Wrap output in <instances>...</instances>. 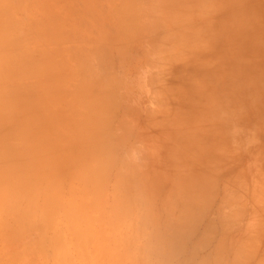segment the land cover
I'll list each match as a JSON object with an SVG mask.
<instances>
[{
    "label": "rangeland",
    "instance_id": "obj_1",
    "mask_svg": "<svg viewBox=\"0 0 264 264\" xmlns=\"http://www.w3.org/2000/svg\"><path fill=\"white\" fill-rule=\"evenodd\" d=\"M16 1L14 0L15 4H19L20 1L24 2V0ZM199 1L201 5H203L204 0H147V2L145 0H138V3L137 0H28V8L22 11H16V21H18L19 24L14 32L16 34H18V32L20 34L30 33L34 36L31 38L32 40L28 46L31 53L28 54V56L29 58L31 57L35 63L42 62L44 64V67L47 69V74L43 77L49 76L48 86L53 88L54 85L55 90H59L57 94H54L59 99L57 98V104L53 106L55 110L53 118L59 115V120L53 121L49 116L52 104L49 99H43L46 105L41 107L36 106V108L43 117L42 124L44 126H42L41 129H48L50 131V136L55 138L54 140L56 143L54 147L48 146L49 148L44 150L46 151L45 154L47 156L56 155L54 161L60 160V156H62L63 159L61 158V160L64 161L62 162L63 169H65V172L68 174H66V178L70 179L69 183L64 184L63 188H65L66 185L68 186L63 189L61 195L62 201L65 199L67 200L66 196L71 194L73 197L72 200L79 210L82 211L89 205L87 199L89 189L84 190V188H82V183H80V180L82 181L81 170L86 166L81 157H78L79 150L75 147L77 137H74V130H72V127L80 123L83 119L84 109L79 104L82 100L81 98H86V92L91 90L93 93H91L92 95L98 92V88H96V92L95 90L93 91V87L88 89L89 84L94 83L95 85H100V89L98 90H100L99 93L102 94V92H104L102 89H105L106 84L111 81L113 85L114 82H116V84H118V90L115 88V94L116 91L117 94L114 97H112L113 95L110 97L114 100L117 99L118 102L115 101L117 104L113 102V104H116L115 106L110 103L111 101L109 102L111 104H109L110 106L108 105L110 107L109 111L112 107L115 108H113L114 111L111 110L113 112H111L112 115L110 114V117H108V121L106 120L107 123L105 121V130H108V133H111L112 135H110L112 137H116V135H114L116 133L115 128H119V125H121L119 121L122 118L123 121L121 120L120 122H123L125 125L122 128H125L124 130L129 132L127 135L125 134V138L123 137L125 148L123 142H118V145H116L113 144V142L117 141L111 138V142L113 141L111 152L114 153L113 155L115 156L113 157H115L114 159L116 160L112 161V164L107 166V170L112 167L108 171L109 173L111 172V177L106 179L102 191L99 193L101 195L100 198L103 196V200H105L104 202L102 201L103 203H101V205H105L106 207L110 203L108 201H111L109 191L112 189V186L114 187L112 176H114L121 167L119 164V159L122 157L121 155H126L124 152L128 151L125 150L130 149L128 154H131L130 156L133 157L137 155L134 158L138 159V149L139 151L143 150V153L147 156V160H143H146L145 162L148 164L145 165V162H142L143 160L140 161V159H142L141 155L143 154L140 155L142 152L140 151L138 160L140 163H144L145 167L140 171L141 175L139 174V177L144 175L145 179L144 176L142 179L147 181L146 179H148V177L146 178V176L148 174L150 180L152 179L155 181L156 178L160 180V182H158L160 185H155V187L157 186L158 188L157 191H160L158 193H156L157 191L154 193L151 192L152 194L150 195L153 197L149 195V198L148 196L146 197L148 201L151 200V198L153 199L150 202V205L152 204L151 210H160L162 203L161 199L166 197V192L171 187L169 186L171 185V178L177 175V173L182 175V170L187 171V176L191 182L196 179L199 183V181L204 179V181L207 180V182H203L205 184L209 182L207 186H211V191H208V188H206L207 186L203 185L208 192H211L210 194H212V196L208 197L209 203L208 200H206L207 196L204 197V202L202 199H198L200 200L199 203L203 202V204H205V210L202 211L201 215L199 214L198 223L196 222L197 225H195L196 228L198 227L199 229L193 230L194 234L191 233L188 235V239H190L188 241L190 243H195L198 239L203 240V237L207 233L203 235L202 238L201 236H197L207 232V230H205L206 227L209 231L210 226H212L210 229V231H212V238L209 235L211 240L208 238V241H201V243L198 241L200 243L198 244L202 248L197 249L196 246L195 250L197 249V251L192 254V257L195 255V258L198 257L196 259L197 262L198 259L205 257V253L208 252L207 254H209L213 251L212 247H216L214 244H217V240L219 239L218 242H221V246H226L219 251L218 256H222L226 264H231V259H233L232 256H234L231 252H235V247H239L237 245L240 244L239 241L242 239L241 241L244 245H240L243 247V249L241 248L244 251H242V253L245 258L246 256L250 257V260L246 259L247 261L245 260L242 263L259 264L263 263L260 261L264 259V190L262 188L264 187V185H262L264 184V175L262 178L260 177L262 176L261 174L264 173V0H207L201 7L203 11L199 10ZM137 4H139V6H137ZM151 5L153 6L151 7ZM135 6L139 11L135 10ZM149 6L151 7L150 9L147 8ZM155 6L156 8L154 9L157 12L155 11L154 13L157 14V16L152 12V8ZM143 7H145V9ZM140 9L141 11L149 9L147 11L149 16L145 15L144 19V12L141 13ZM6 10L13 11L11 6H8ZM134 11L137 12L135 17ZM13 12L15 13V11ZM138 13L143 14H140L143 19L139 17V15L137 16ZM202 13L204 14L202 15ZM152 15H154V17H152ZM131 18V23L134 20L133 18H135V20L138 19V22H140V20L142 22L143 20L142 24L146 20L145 23L147 26V22L149 23V27H147L148 30L149 28L151 29L152 26L150 25L152 22L151 18H154L156 19L153 25L155 28L151 29L153 30L151 31L152 33H150V31H147L149 32L147 33L143 29V25L140 26L139 23V26L142 28L141 30H143L139 33L137 21L134 23V20L132 24L128 22ZM35 23L39 24V33L36 36L35 29L32 25ZM162 25L165 26L164 29L161 28ZM132 26L138 28L134 30V32L138 31L137 33L131 34L132 31L127 32L128 29L133 28ZM159 27L160 29L158 30ZM208 31L212 32V37L206 34ZM153 34L155 36H152V38L151 35ZM163 34V38L167 39L166 41L162 38L164 45L160 43L161 40L157 37V35L161 37ZM165 34L169 38H166ZM204 35H207V38H205ZM40 38L41 41L39 42L38 40H40ZM155 41H157V44L160 46H163L159 48L156 47L157 45L154 46L153 44H156ZM146 43L148 45H146ZM148 46H150L149 52L146 50V53L144 50L148 49ZM151 48L154 49L151 55L154 54V56L150 55ZM44 49L51 53V59L48 55L44 57L41 55ZM159 51L160 53L163 52L160 56L156 54L157 52L159 53ZM91 58H94L93 60L96 64H94V61L92 62ZM148 58H150V61ZM83 59L86 60V63ZM160 59L161 61L158 63ZM162 59L166 60L162 61ZM147 62H152L154 68H151L153 70L149 69V64ZM161 62H163V64ZM93 64L97 67L93 66ZM100 67L105 71L104 73L101 72ZM159 67L161 69L160 71H162L160 76H158ZM8 68L13 71V68L10 66ZM86 68L87 70L95 68L93 72H97L94 74L92 70H90L92 73L88 72L91 74V76H89L87 71H83ZM155 70H158L157 73ZM148 71L151 72L147 74ZM100 72L102 75L99 74ZM50 73L52 74L48 75ZM107 73L110 74V76H106ZM103 77L105 79L107 77L112 79L113 77V79L111 80L109 78L108 80L107 78L106 80L109 82H105ZM156 77H159L160 80L159 78L155 80ZM94 78L96 79L94 80ZM98 78H100V81H98ZM27 80L29 81V79ZM145 81L147 84L149 82L148 85H150V87H148L147 84L145 86ZM20 82L24 83L25 81L21 79ZM98 82L101 84H97ZM158 83L160 84L159 86ZM7 84L8 87L11 88V81L8 79ZM103 86L104 88H102ZM106 94L109 95V93ZM97 96L100 95L98 94ZM75 97L77 98L75 99ZM107 98L109 101L110 98ZM149 99L152 100V102H149ZM75 100H78L77 103ZM134 104L138 107L136 108ZM145 108L148 113L145 112ZM74 109L78 110V116L75 114ZM113 114H115L114 117ZM125 118L130 120H124ZM129 122L133 124L130 123V125ZM127 125L131 127L129 128ZM126 126L128 127L127 129ZM119 130L117 129L116 134L120 132ZM125 131H123V133H125ZM132 141L135 142L132 143ZM9 142L17 143L15 146L17 151L27 148L23 140L15 141L12 139V136ZM0 143H5L3 134H0ZM135 143L139 146H136L137 144ZM133 144H135L134 147ZM121 145H123V147H121ZM142 148H144L145 151ZM55 151L57 154H55ZM64 153L67 154V159H64ZM144 156L145 155H143V157ZM2 160L4 162V157ZM18 166L22 165L18 164ZM212 167L215 168L213 169ZM255 168H257V170ZM71 172L73 173L71 174ZM151 175L154 176L152 177ZM149 179L147 184H144L146 190L148 189V185L154 182H150ZM199 184L201 185V182ZM236 184L237 186H235ZM242 185H246V188ZM212 187L215 192L212 191ZM223 187H225V189ZM239 187H241V189ZM235 190L238 192H235ZM255 190L259 197L256 195ZM198 191L200 192L202 189ZM145 193L147 195V192ZM227 193L230 195L233 194V196L230 198V195L228 196ZM238 193L241 194L238 195ZM154 194H158L156 198H154ZM241 195L243 197L239 199ZM142 198L144 200L140 199L141 201L143 200L144 203H141V205L146 203L144 195ZM233 198H238L239 200L236 199L237 201L235 200V202H233ZM221 200L224 202L226 201L225 205L228 206V209ZM227 200L228 202L232 201L231 204L228 203ZM243 201H245L244 204ZM205 202H207V205ZM64 203L65 201L61 204ZM148 203L149 202H147V204ZM232 203L237 207H234ZM259 203L262 205L260 206ZM223 206L226 210L222 208ZM230 207H234L235 211L231 210ZM239 210L243 212L240 211L239 214V212H237ZM226 211L228 212L226 213ZM62 213L63 210L59 209L57 216L58 214L61 215L58 216L57 220L60 219V216H63ZM89 213L92 214L91 210H88L86 214ZM254 213L259 216V218H253L257 219L256 221L252 219L255 215ZM209 214L212 215V217H210ZM228 214L230 218L232 217L237 220L238 224L233 223L234 226L232 225L234 229L230 227V230H226L229 224L226 225L225 223H221L224 220L223 218H227L229 221V218L226 217ZM92 216L96 219L98 215ZM99 217L100 216H98L97 219H99ZM247 217L251 218V221L249 218L250 223ZM62 218L64 219V217H61V221L57 222V225L61 226L60 228H63ZM252 220L254 222H252ZM220 224L222 227L225 224L224 227L226 226L227 228L221 230L222 227ZM245 225H247V227H244ZM251 226L253 228H250ZM257 228L258 231L255 232ZM226 231L229 232L227 233ZM243 231L245 232L243 233ZM248 232L250 234H247ZM240 235L244 237H240ZM25 236L26 238L29 236L35 237L36 234L31 233V235H28L27 233ZM221 236H225L226 238H224L226 240L224 238L222 239ZM245 237H247L246 241L243 240ZM1 239L0 264H60L53 260L43 261L38 259L30 263H28L29 261L27 260L13 262L11 258L15 256L16 250L20 249L19 245L22 241L19 243V240L13 242L6 241L7 244ZM61 239L66 240L65 238ZM195 239L197 240L195 241ZM144 241L145 236L137 243L140 245V243L142 244ZM206 242L209 244L206 245ZM252 245H254L252 249L247 251V248H251ZM17 246L19 247L16 248ZM68 248L72 254L77 252L85 253L86 255V258L81 259H78V256V258H75L76 255H72L73 259H71V261L69 260L70 264H112L111 261L104 258L91 259L97 256V252L103 253L102 249L99 248H97L96 252L94 250L95 246L91 243H83L77 246L75 245V240L71 239ZM186 248H184L185 251L184 254L181 255V258L185 256V254L189 256L190 250L188 249L191 247ZM251 250L253 251L251 252ZM237 251H239L238 248ZM261 252L263 255L260 254ZM199 255L204 257L201 258ZM229 257L230 259H228ZM258 257L259 260L261 259L260 261L257 260ZM195 258L188 264H195ZM69 263L67 262L65 264ZM171 263L174 264L173 261H171L170 264Z\"/></svg>",
    "mask_w": 264,
    "mask_h": 264
},
{
    "label": "bare ground",
    "instance_id": "obj_2",
    "mask_svg": "<svg viewBox=\"0 0 264 264\" xmlns=\"http://www.w3.org/2000/svg\"><path fill=\"white\" fill-rule=\"evenodd\" d=\"M145 1L147 2V0H145ZM206 2H207V0H204L203 5ZM137 3H138V0H137ZM143 3H145V2H143ZM157 3H158V1H157ZM28 5H29L28 0H24V2L20 1L19 4H15L14 0H0V134H3L4 139H5V143H3V144L0 143V145H1V147H0V160H2L4 157V162H3V160L0 161V239L2 238L1 240L2 241L4 240V243H7L9 241L13 242L15 240L16 241L19 240L18 243L20 241H22L21 244L19 245L20 249L19 250L17 249L15 256L13 258H11V259H13L12 261L17 262L19 260H25V261L27 260V261H29L28 263H30L31 261L33 262V261L38 259V260H43V261L53 260V261H56L60 264L61 263L65 264L67 262L69 263V260L71 261V259H73L72 255H76L75 258L79 257L78 259L86 258L85 253H77V252L74 254L71 253L70 249L68 248V245L71 243V239H74L75 245H77V246H80V244H83V243H85V244L91 243L95 246L94 250L96 252H97V248L102 249L103 253L97 252V256L92 257L91 259L104 258V259L111 261L112 264H168V263L170 264L171 261H173L174 264H188L196 256L195 255L192 257V254H194L195 251H197V249L202 248L199 245L201 243V241H203V242L208 241V238H209V240H211V238H212V236H211L212 231H210L212 226H210V228L208 227L209 231L206 227L205 230H207V232L201 233L202 235L200 234L197 236V237L201 236V238H202V236L207 233L203 237V240H199L197 238L200 243L198 241H196L197 239H195V241H196L195 243L194 242L190 243L188 241V240H190V239H188L189 238L188 235L193 233V230H196L198 228V227L196 228L195 225H197V223H198L197 220H198L199 214L201 215L202 211L205 210L204 209L205 204H203V202L205 201L204 197L207 196L206 200H208V197L212 196V194H210L211 192H208V191H211L210 190L211 186L210 185H209L210 187L207 186L209 184V182L207 184H205L207 182L206 179H205L206 181H204V179L199 181V183L201 182V185L198 183V181L196 179L193 182H191L187 176L188 175L187 171L182 170L181 171L182 175L180 173H177V175H175L174 177L171 178V180H170L171 185H169L171 187L166 192L167 193L165 195L166 197H164V199H161L162 203L160 201V203H161L160 210H155V209H153V207H152L153 210H151L152 204L150 205V202L153 199L151 198V200L148 201V199L146 197L148 195L151 196L150 195V194H152L151 192L154 193L155 191H157V189H158L157 186L160 185L158 182H160V180H157V178L156 179L154 178L155 181L152 179H151L152 180L151 181L149 179L150 176L147 174L146 178L148 177L150 182L154 181L155 183H158V184H155L153 182L154 184L151 183V185H148V189L146 190V188H145L146 186L144 187V184L145 185L147 184L148 179H146L147 181H145L144 180L145 176L142 175L139 177V174L141 175L140 171H142L143 167H145V165L148 164L145 162L147 160L146 159L147 156H146V154L143 153V150H140V151H142L140 153L139 149L137 148L138 149V159L142 153H143L141 155L142 159H140V161L143 159H146V160L142 161V162H145V165H144V163H142V162L140 163V161L137 158L136 159L134 158L137 155H135L134 157L130 156L131 154H128L130 149L129 150L126 149L125 151H128V152H124V153H126V155H124V156L121 155L122 157H120V159H119L120 163L118 162L121 167L114 174V176H112V178H113L112 181L114 183V187L112 186V189L109 191L110 192L109 194L111 195V197H110L111 201H108L110 203L106 207H105V205H101V203H103L105 200H103V196L100 198L101 195L99 193L102 191V187H103L106 179H109L111 177V172L109 173L108 171L112 167H110V168L108 167L109 169L107 170V166L111 165L112 161L116 160V159H114L115 157H113V156H115V155H113L114 153L111 152V145H113V144L118 145L117 144L118 142L119 143L123 142V145L125 148V142L123 141V139L126 137V135L129 132L127 130L125 131L124 130L125 128H122L123 126H125L123 122H120L122 120V118L120 119V121L118 120L119 123L121 124V125H119L120 130H119V128H115L116 133H117V129L120 131V132H118V134H116V133L114 134V135H116V137H112L111 136L112 134L108 133V130L107 131L105 130V125H106L105 121L108 119V117H110V114L112 115L111 112L114 111L113 108H115V107H112V106L113 105L115 106L117 104L115 102V101H117V99L114 100L112 97L116 96V94H117V91L115 94V88L116 89L118 88L117 87L118 84H116V82H114V84L112 85L111 81L109 82L106 80L107 78L109 80L110 77H107L106 79L103 77V80L105 82L107 81L109 83L105 85V89H102V91H104V92H102V94H100L99 93L100 90H98V89H100V85L98 86V85H95L94 83L89 84L88 89H91L93 87L94 88L93 91L95 90V92H96V88H98L97 89L98 92L94 93L95 95H92L93 93L91 90L89 92H86V98H81L82 100L79 104L84 109L83 119L80 123H77L74 127H72V130H74V137H77V141H75L76 142L75 147H77V149L79 150L78 157H81L83 163H85V166H86L83 170H81L82 171V181L80 180V183H82V188H84V190L89 189V193L87 194L88 195L87 199H88L89 205L87 208L83 209L82 211L79 210L76 207L77 205H75V203L73 202V200H72L73 197L71 194L66 196L67 200L64 198L65 200H63V201H65V203L61 204L63 202L61 200V195H62L63 189H65L66 186H68V185H66L65 188H63L64 184L69 183L70 179L66 178L67 172H65L66 170L63 169L62 162H64V161L61 160V158L63 159V157L60 156L61 157L60 160L56 159L57 161H54L56 158L55 154H57L58 151L56 150L57 152L56 151H55L56 153L54 152L55 154H53V155H55V156H47L45 154L46 151H44V150L46 148H49L48 146L54 147L56 145V143L54 140L55 138L50 136V131L48 129H45V128L41 129V127L44 126L42 124L43 123V117L37 111V108H36V106L41 107V106L46 105V103L43 101V99H49L50 102H52L51 107H50L49 116L52 118L53 121L59 120L60 119L59 115H57L56 118H53V114L55 113L53 106L56 105L57 104L56 102L58 101L57 100L58 97H56L54 94H57L59 92V90H55L54 85H53V88H50L48 86L49 85V82H48L49 76L43 77L44 75L47 74V69L44 67V64L42 62L35 63L34 60L31 57L29 58V56H28V54H31L30 48L28 46H29L30 41L32 40L31 38L34 36L30 33L20 34L18 32V34H19L18 35L14 32L16 30L17 25L19 24L18 21H16V16H15L16 11L17 10L22 11V10L26 9V8H28ZM131 5H130V9H131ZM142 5H144V4H142ZM199 5H200L199 10H202L201 7L203 5H201L200 1H199ZM8 6H11L12 10L15 11V13L11 10L10 11L6 10V8ZM137 6H139V4H137ZM152 6L153 5H151V7ZM145 7H143V8L145 9ZM151 7L149 6L147 8L150 9ZM154 8H156V6L152 8L153 13L156 11ZM135 10L139 11V9H137V7ZM148 10H145L146 11L145 12V11H141V9H140L141 13L144 12V15L140 13L141 15L144 16V19H145V15H148V12H147ZM193 12H195V11H193ZM131 13H133V12H131ZM136 13L137 12H135L134 17L136 16ZM140 14L138 13L137 16L139 15V17H141ZM150 14H151V12H150ZM203 14L204 13H202V15ZM129 15H130V13H129ZM155 15L157 16V14H155ZM131 17H132V15H131ZM152 17H154V15H152ZM126 18H127V15H126ZM141 18L143 19V17H141ZM133 19L135 20V18H133ZM130 20H132V18L129 19L128 22H130ZM134 20H133V22H134ZM137 20H135L134 23H136ZM155 20L156 19L151 18V21H152L150 24V25H152L151 29L155 28V27H153ZM142 22H143V20H142ZM142 22H141V20H140V22L137 21V26H139V23H140V26L143 25L142 27L145 30V32L150 31V33H152L151 31H153V30H151L150 28L148 30V28H147V27H149V23L147 22V24H148V26H147L145 23L146 20L143 24H142ZM162 22H163V20H162ZM32 25L35 29V36H36L39 33V29H38L39 24L35 23ZM140 26L138 27L139 29L137 27L134 28L135 26L134 27L132 26L133 30L128 29L127 32L132 31L131 34H133V33H137L138 31H140L139 33H141L143 30H141L142 28ZM144 26H145V28H144ZM125 27L128 28L127 26H125ZM164 27L165 26L162 25L161 28L164 29ZM135 29H138V31L134 32ZM159 29H160V27L158 28V30ZM208 32L206 34H209L211 36L212 32H210V31H208ZM147 33H149V32H147ZM135 36H138V35H135ZM152 36H155V35L153 34V35H151V37ZM159 36L157 35L158 39L161 40L160 43L164 45V43L162 41L163 39H165V38H163L164 34L161 35V37H159ZM166 38H169V37L166 35ZM205 38H207V35L205 36ZM205 38H202V39H205ZM165 40L167 41V39H165ZM205 40H207V39H205ZM38 41L40 42L41 38ZM34 42H35V40H34ZM205 42H207V41H205ZM147 43H146V45H148ZM155 43L156 44H153V45L154 46L157 45L156 47H158V48L163 46V45L160 46L159 44H157V41H155ZM149 47L150 46H148V49H145L144 52H146V50L148 51ZM153 48L150 49L151 50L150 55L154 51ZM159 53H160V51H159ZM159 53L157 52L156 54H158L160 56L163 52L160 54ZM41 55H43V57L48 55L50 59L52 58L51 53L47 52L45 49H44V52H41ZM143 55H144V53H143ZM150 55H148V56L149 57L154 56V54H152L151 56ZM91 59L93 62L94 58H91ZM148 59L150 61V58H148ZM165 60L162 59V61H165ZM83 61L86 63L85 59H83ZM95 61H96V57H95ZM95 61H94V64H96ZM158 61H159L158 63H160L161 59ZM91 63H90V65H91ZM147 63L149 64L148 65L149 69L154 68L152 66V62L151 63L147 62ZM161 63L163 64V62H161ZM94 64H93V66H96ZM102 64H103V62H102ZM9 66L11 68H13V71H11L8 68ZM88 67H90V66H88ZM91 68H92V66H91ZM79 69H81V68H79ZM94 69H90V70H92V72H93ZM96 69H98V68H96ZM100 69H101L102 73L105 72L104 70H102L101 67H100ZM158 69H159V73H158L159 75L158 76H160L162 71H160L161 70L160 67ZM90 70L89 69L87 70V68H86L83 71H87V73L88 72L92 73ZM108 70H109V68H108ZM157 71H156V73H157ZM96 72H93V73L95 74ZM101 72L99 73L100 75H102ZM150 72L148 71L147 74ZM90 73H88L89 76H91ZM108 73L106 74V76H108V75L110 76V74H108ZM3 74H4V76H3ZM51 74L52 73H50L48 75H51ZM154 77H155V75H154ZM156 78H155V80H158L159 77H156ZM7 79L11 81V84H10L11 88L8 87ZM21 79H23L25 82L24 83L20 82ZM27 79H29L30 82ZM95 79L96 78H94V80ZM112 79H113V77H112ZM159 80H160V78H159ZM98 81H100V78H98ZM101 82H102V80H101ZM97 84H101V83L98 82ZM146 84L147 83L145 81V86H146ZM148 84H149V82H148ZM151 85H152V83H151ZM159 85L160 84L158 83V86ZM41 86H43V87H41ZM148 87H150V85H148ZM102 88H104V86ZM148 90H149V88H148ZM97 93L100 96H97L98 95ZM106 93H109V95H107ZM150 93H151V91H150ZM103 94H106V95H103ZM106 96L110 98L109 101H108V98ZM110 96H112V97H110ZM157 97L159 98L158 95H157ZM76 98L77 97H75V99ZM234 98H235V96H234ZM240 100H241V98H240ZM75 101L77 103L78 100H75ZM109 102L111 104H113V102L116 103V104H113L111 106L112 109H110V111H109V108H110L109 106L111 104ZM149 102H152V100H150ZM153 103L156 105V103L154 101H153ZM34 104H35V106H34ZM128 104H129V102H128ZM131 106H133V105H131ZM137 107L138 106H136V108ZM74 110H75V114H77V116H78L79 115L78 110H76V109H74ZM107 110L109 111V115H108ZM111 110H113V111H111ZM129 110H130V108H129ZM123 111L125 112L124 109H123ZM140 111H141V109H140ZM237 111H239V110H237ZM145 112L148 113L147 109ZM114 116H115V114H113V117ZM127 116H125V117H127ZM147 116H149V115H147ZM123 118H124V116H123ZM127 119L125 118L124 120H127ZM129 120L130 119H128V121ZM107 121H106V123H107ZM142 121H144V120H142ZM124 122H126V121H124ZM130 123L133 124L132 122H129V124ZM48 124H50V123H48ZM111 124H113V123H111ZM130 125H127V126L130 128L131 127ZM127 126H126V129L128 128ZM106 129H108V128H106ZM123 131H125V133H123ZM110 132H112V131H110ZM123 134H124V136H123ZM11 136H12V139L15 141L23 140L24 144L27 148L26 149H19L17 151L15 149V146L17 143H10L9 142V139ZM111 138H114V140H116L117 142L114 141L115 142L114 143L112 141L113 142V144H112ZM133 142H135V141H132V143ZM137 143H135V144H137ZM135 144H133V147ZM123 145H121V147H123ZM131 146H132V144H131ZM136 146H139V145L137 144ZM71 147H73V146H71ZM117 147H119V146H117ZM142 149H144V148H142ZM63 150H65V149H63ZM112 150H113V147H112ZM144 151H145V149H144ZM134 152H135V149H134ZM124 153H122V154H124ZM139 153H140V155H139ZM71 155H73V154H71ZM143 155H145L144 156L145 158L143 157ZM64 159H67L66 153H64ZM137 160L139 161V163ZM18 164H21L22 166H18ZM218 164H219V162H218ZM229 165H230V163H229ZM233 165H234V163H233ZM25 166H28V167H25ZM151 167H153V166H151ZM255 169L257 170V168H255ZM136 172H137L138 176L136 175ZM72 173L73 172H71V174ZM257 175H258V173H257ZM261 175L262 176H260V177L262 178L264 173H262ZM143 176H144V179H142ZM209 178H211V177H209ZM258 181H260V180H258ZM155 185H157V186L155 187ZM203 185L207 186L206 188H208V191L206 190V188L203 187ZM262 185H264V184H262ZM235 186H237V184ZM245 186L246 185H244L243 187H245ZM241 187H239V188L241 189ZM223 188L225 189V187H223ZM223 188H222V191H223ZM236 188H238V187H236ZM262 188L264 190V187H262ZM197 189L198 190L202 189V191L199 192ZM143 191H144V193H143ZM159 191L160 190H158L156 193H158ZM165 191H164V193H165ZM205 191H206V193H205ZM212 191H214L213 187H212ZM145 192H147V195ZM235 192H238V191L235 190ZM255 193L257 195L256 190H255ZM140 194H142V195H140ZM227 194L229 196L231 194V192H230V194L229 193H227ZM240 194L241 193H238V195H240ZM143 195L145 196V200H146L145 204L146 205L145 204L141 205V203H144L143 202L144 197L142 198ZM157 195L154 194V198H156ZM242 195L239 199H241L243 197ZM149 196H148V198H149ZM231 196H233V194L230 195L229 197L231 198ZM260 196H261V194H260ZM139 197L143 200L141 201V199ZM151 197H153V196H151ZM198 199H202L203 202L199 203L200 200H198ZM236 199L239 200L238 198H236ZM236 199L233 198L232 201L235 202ZM221 201L223 202L224 206H226V208L228 209V206L225 205L226 201L225 202L223 200H221ZM147 202H149L148 204L150 205V207L147 204ZM227 202H228V200H227ZM231 202H228V203L231 204ZM244 202L245 201H243V204H244ZM205 203L207 205V202H205ZM208 203H209V200H208ZM241 203H242V201H241ZM233 205H231V206H233ZM259 205L261 206L262 204L259 203ZM224 206L222 207L223 209H225ZM234 207H237V206L234 205ZM234 207L233 208L230 207L231 210L235 211ZM79 208H80V206H79ZM59 209L63 210V213H62L63 216H60L59 217L60 219L57 220L58 216L61 215V214H58V216H57ZM156 209H158V208H156ZM223 209H221V210H223ZM88 210H91L92 214L91 213L86 214ZM240 211H242V210H239L237 212H239V214H240ZM227 212L228 211H226V213ZM254 214L256 215V213H254ZM92 215H94V216L98 215L100 217H99V219H97L98 218V216H97L95 219ZM223 215H225V214H223ZM251 215H252V213H251ZM254 216L252 217V219L257 218V217L259 218L258 214L255 217ZM61 217H64V219L62 218L63 219V228H60L61 226L57 225L58 224L57 222L61 221ZM210 217H212V215H210ZM226 217L229 218V221L227 220V218L226 219L223 218L225 220V222H224V220L223 221L221 220L222 221L221 223L222 224L225 223L226 225L229 224L227 226L229 229L226 226L224 227L225 224L223 225V227L220 224V226L222 227V229L221 228L220 229L221 230H223V229L225 230L226 228H227L226 230H230L231 228L234 229L233 223L238 224L237 220L232 218V217L230 218L229 214ZM249 218L247 219L248 221H249ZM253 220L256 221L257 219H253ZM253 220H252V222H254ZM230 221H232V222H230ZM250 221H251V218H250ZM250 221H249V223H250ZM249 226H248V229H249ZM215 227H216V225H215ZM244 227H247V225H245ZM250 228H253V227L251 226ZM256 231H258V228H257V230H255V232ZM261 231H262V229H261ZM208 232H209V234H208ZM244 232L245 231H243V233ZM249 232L247 234L251 233V232L250 233ZM27 233H28V235L29 234L31 235V233H35L36 236L35 237L29 236L28 238H26L25 235ZM223 233H222V235H223ZM209 235L211 236V238ZM243 235H240V237ZM141 236L142 237L145 236V241L142 244L140 243V245H138L137 242L142 238ZM23 237H25L26 239ZM218 237H220V236H218ZM224 237L221 236L222 239ZM61 238H65L66 240H63ZM246 238L247 237H245V239L243 238V240L246 241ZM241 240L239 241L240 244L237 245V246H239V247H237L239 251H237V248L235 247V252H233V251L231 252L234 255V256H232L233 259H231V264H244V263H242L243 261H245L246 259L250 260L249 256L248 257L246 256V258H245V256L242 253V251H243L242 246H244V245H243V242ZM218 241H219V239L217 240V244L216 243L214 244L216 247H212L213 248L212 252H211L212 249L208 248V249H211L210 250L211 253L207 254L208 252L206 251L207 252V253H205L206 255L204 254L205 257L199 255V256H201V258L202 257H204V258L198 259V262L196 260L198 257L195 258V260H196L195 264H226L225 260H223V257L218 256L219 251L222 248L224 249V246H226V245L223 244L224 246L222 247L221 242H218ZM252 241H250V242H252ZM203 242H202V244H203ZM241 242H242V244H241ZM136 243L138 246L136 245ZM246 243H245V245H246ZM207 244H209V243L206 242V245ZM203 245L205 246V244H203ZM240 245H242V246H240ZM19 246H17L16 248H18ZM196 246H197V249L195 250ZM253 246L254 245H252L251 248L248 247L247 251L249 249H252ZM186 247L187 248L191 247L190 249H188V250H190L189 251L190 254H188L189 256H187V254H185V256H182V258H181V255H183L184 251H185L184 248H186ZM245 249H246V247H245ZM252 251L253 250H251V252ZM260 254H262V252ZM197 256H198V254H197ZM251 257H253V256H251ZM262 257H260V258H262ZM228 259H230V257ZM257 260L260 261L261 259L259 260V257H258ZM260 262H263V263H259V262H256V263L264 264V259L261 260Z\"/></svg>",
    "mask_w": 264,
    "mask_h": 264
}]
</instances>
